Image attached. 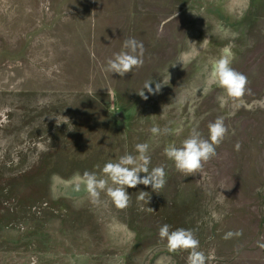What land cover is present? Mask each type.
Wrapping results in <instances>:
<instances>
[{
	"label": "rangeland",
	"instance_id": "1",
	"mask_svg": "<svg viewBox=\"0 0 264 264\" xmlns=\"http://www.w3.org/2000/svg\"><path fill=\"white\" fill-rule=\"evenodd\" d=\"M116 11L0 15V264H186L187 251L160 240L164 224L193 230L208 263H224L239 246L225 233L264 224V0H135L134 14ZM132 37L143 66L104 71ZM220 58L251 94L232 100L217 86ZM151 78L165 84L144 100ZM217 117L229 129L217 155L199 173L178 172L164 148L193 128L207 138ZM153 126L171 133L153 136ZM139 143L150 169L167 173L159 194L128 188L121 210L103 192L95 206L83 184L74 190L85 171L102 177L105 163L138 156Z\"/></svg>",
	"mask_w": 264,
	"mask_h": 264
},
{
	"label": "clouds",
	"instance_id": "2",
	"mask_svg": "<svg viewBox=\"0 0 264 264\" xmlns=\"http://www.w3.org/2000/svg\"><path fill=\"white\" fill-rule=\"evenodd\" d=\"M123 49L114 53L113 57L107 60L104 71L124 77L127 73H132L133 69L143 66L144 45L142 41H138L134 37L128 38L123 42ZM212 74L215 83L224 90L228 98L240 100L246 94H251L248 77L231 67V62L227 58H220L215 62ZM153 83H155L154 89L151 87ZM164 84L163 81L156 82L151 78L144 82L142 89L137 93L142 99L147 100L146 91L149 94L159 93ZM150 131L153 136L171 133V129L167 127L161 129L159 126H153ZM228 131L224 117H217L215 121L208 124L207 138L197 128H193L180 146L170 143L164 148L163 154L174 163L178 172L185 175L199 173L204 164L217 155L216 149L228 135ZM239 148L240 144L237 143L235 150L238 151ZM135 150L139 154L138 156L125 154L117 162L105 163L102 168V177H98L95 172L85 171L75 183L74 190L79 192L81 184H83L90 202L95 206H100L103 203L100 198L103 192L114 206L121 210L130 205L131 195L127 191L128 188H136L137 185L150 186L152 191L159 194V191L166 184L167 173L165 168L157 166L150 169L151 157L148 155V143L135 145ZM140 173L146 175L142 177ZM109 181H111V184H109ZM145 197H148L149 200L150 194L145 191L138 192V200L143 201ZM148 211L154 210L148 207ZM170 228V225L164 224L158 231L160 240L166 241V247L170 253L187 251L186 264H208V261L213 258L200 250V241L193 230L185 228L170 230ZM242 234L240 230L229 231L225 233L224 238L230 239L239 237ZM257 246L264 249V243L260 241L257 242Z\"/></svg>",
	"mask_w": 264,
	"mask_h": 264
},
{
	"label": "crops",
	"instance_id": "3",
	"mask_svg": "<svg viewBox=\"0 0 264 264\" xmlns=\"http://www.w3.org/2000/svg\"><path fill=\"white\" fill-rule=\"evenodd\" d=\"M134 9L135 0H0V15H97L103 14L104 10L134 14ZM260 224L254 231L251 229L236 237L239 246L235 250H226L224 263L217 264H264V249L257 246L258 241L264 243V224Z\"/></svg>",
	"mask_w": 264,
	"mask_h": 264
}]
</instances>
